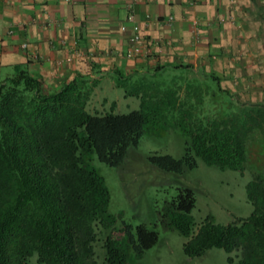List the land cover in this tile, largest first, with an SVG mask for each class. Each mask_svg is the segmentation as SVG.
I'll return each instance as SVG.
<instances>
[{
  "label": "trees",
  "instance_id": "trees-1",
  "mask_svg": "<svg viewBox=\"0 0 264 264\" xmlns=\"http://www.w3.org/2000/svg\"><path fill=\"white\" fill-rule=\"evenodd\" d=\"M168 75L136 84L129 95L139 106L127 113H115V101L109 111L90 112V92L77 78L52 90L27 70L0 80V264H136L131 251L139 257L157 231L109 212L108 187L91 162L95 155L117 166L145 132L168 129L180 130L184 153L150 154L152 165L180 173L200 158L220 169L249 168L253 210L226 224L209 214L196 225L194 193L179 187L163 202L159 222L187 237L188 257L217 247L236 252L229 264H264V168L248 162L250 145L264 142V104L238 107L207 80Z\"/></svg>",
  "mask_w": 264,
  "mask_h": 264
},
{
  "label": "crops",
  "instance_id": "crops-1",
  "mask_svg": "<svg viewBox=\"0 0 264 264\" xmlns=\"http://www.w3.org/2000/svg\"><path fill=\"white\" fill-rule=\"evenodd\" d=\"M129 13L150 45L146 56H124ZM193 16L201 20L196 41ZM20 70L49 90L77 78L88 103L126 79L186 72L233 105L261 106L264 0H0V80Z\"/></svg>",
  "mask_w": 264,
  "mask_h": 264
},
{
  "label": "rangeland",
  "instance_id": "rangeland-1",
  "mask_svg": "<svg viewBox=\"0 0 264 264\" xmlns=\"http://www.w3.org/2000/svg\"><path fill=\"white\" fill-rule=\"evenodd\" d=\"M161 75V74H160ZM158 73L147 79L160 76ZM144 79L138 80L140 84ZM126 79L118 86L105 88L96 96L97 101L87 104L94 112L110 110V102L115 101V113H127L139 106V99L129 95L135 83ZM107 97L109 102L102 101ZM248 162L256 171L264 168V142H256L249 147ZM170 154L179 158L184 153V136L178 129L160 130L151 135L145 132L136 146L128 148L124 160L117 166L101 162L93 155L92 165L104 177L110 193L108 210L121 214L122 219L132 224H145L157 231V242L144 250L138 257L131 251L129 261L136 264H229L227 257H235L236 252L227 253L222 248L212 247L200 256L188 257L183 251L187 237L175 230L165 229L159 222V211L163 202L178 192L179 187H189L195 197L191 211L196 225L211 214L215 222L226 224L238 217L248 216L252 204L247 200L246 184L253 177L248 168L244 172L208 165L197 158V165L185 168L180 173L167 172L152 165L147 156L150 154ZM121 219H117V224ZM104 234L98 232L94 243L96 254L102 257ZM35 258V256H33Z\"/></svg>",
  "mask_w": 264,
  "mask_h": 264
},
{
  "label": "built area",
  "instance_id": "built-area-1",
  "mask_svg": "<svg viewBox=\"0 0 264 264\" xmlns=\"http://www.w3.org/2000/svg\"><path fill=\"white\" fill-rule=\"evenodd\" d=\"M168 20H172V16L168 17ZM127 21L132 23L131 31L127 38V45L124 51V56L126 58H136L139 56H146L150 53V45L145 42L140 34L139 26L134 22V16L132 13L127 15ZM200 24L201 20L197 16H193L190 21V38L193 41L198 40L200 34ZM121 30H126V25L122 24L120 26ZM163 44V40H158L157 44ZM21 48L27 47V42H22L20 44Z\"/></svg>",
  "mask_w": 264,
  "mask_h": 264
}]
</instances>
